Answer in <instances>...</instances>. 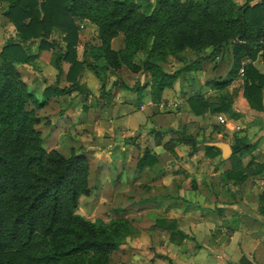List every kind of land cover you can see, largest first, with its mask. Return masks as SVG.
<instances>
[{"label": "trees", "instance_id": "1", "mask_svg": "<svg viewBox=\"0 0 264 264\" xmlns=\"http://www.w3.org/2000/svg\"><path fill=\"white\" fill-rule=\"evenodd\" d=\"M0 1L4 3L1 13L16 31L0 50V264H71L68 260L78 257L84 260L76 264H107L110 252L132 233L131 222L91 219L77 212L79 197L90 190L88 158L72 148L65 156L42 146L43 137L36 127L41 117L36 110L44 102L30 91L17 65L36 59L42 50L51 51L50 63L57 73L43 93L54 95L85 91L79 82L85 68L102 87L105 72L126 67L146 76L143 84L136 85V80L134 85L140 93L149 87V96L158 101L165 88L174 86L181 70H199L202 60H213L229 50L231 72H238L244 56L255 58L256 41L264 36V0ZM83 21L95 25L97 41L85 45L79 57L78 22ZM119 35L123 45L115 49L112 41ZM34 43L35 52L31 49ZM186 49L209 52L176 71L161 66L167 56ZM64 62L69 64L67 85L60 87L55 83ZM243 79L250 108L263 111L264 74L249 62L244 64ZM231 80L229 75L207 81L216 92L211 99L201 93L192 95L190 110L235 116L227 90ZM30 102L33 107H28ZM187 139L195 145L191 137ZM237 152L241 148L234 145L232 159ZM263 171L264 164L257 172ZM232 177L241 182L246 175ZM259 208L263 215L264 208Z\"/></svg>", "mask_w": 264, "mask_h": 264}, {"label": "crops", "instance_id": "2", "mask_svg": "<svg viewBox=\"0 0 264 264\" xmlns=\"http://www.w3.org/2000/svg\"><path fill=\"white\" fill-rule=\"evenodd\" d=\"M3 4L0 1V50L16 33L12 22L1 13ZM31 49L35 52L36 45ZM225 60L228 63L222 70L219 66ZM50 61L51 51L42 50L36 59L17 68L22 74H33L41 90L57 73ZM249 62L264 74V55L256 54L253 59L244 56L240 66ZM232 64L228 50L220 58L204 62L196 77H190L197 80L196 86H189L186 79L181 84L180 76L159 98L178 102L177 107L166 111L148 105L159 101L149 95L146 104L140 101L134 109L117 105L114 97L121 96L122 91L127 94L119 101L130 102L127 88L103 101L111 104L107 119L101 115V99L95 93L63 107L61 104L77 91L54 95L36 110L43 114L48 104H57L53 115L63 117L60 123L70 127V134L82 131L78 139H68L85 146L82 152L89 161V205H96V209L97 205L109 206L107 213L131 222L132 233L114 250L121 260L117 264H264V214L259 212L261 205L264 208L260 196H264V171L257 172L264 164V110L250 108L244 96V79L237 71L231 72ZM209 65L216 66L210 80L232 78L227 90L235 116L224 113L225 122L218 120L217 113L196 114L188 105L196 93H210L205 96L211 99L216 92L211 87L202 89L209 81L205 77ZM68 67L67 62L62 64L60 87L67 85ZM85 73L92 75L83 70L81 84ZM25 81L30 87L32 82ZM136 109L147 111L150 131L137 130ZM41 122L36 127L47 141L49 131L44 133L39 128ZM186 136L194 146L191 140H184ZM234 145L241 153L232 159ZM239 173L246 175L241 182L232 177ZM97 218L108 221L111 217Z\"/></svg>", "mask_w": 264, "mask_h": 264}, {"label": "rangeland", "instance_id": "3", "mask_svg": "<svg viewBox=\"0 0 264 264\" xmlns=\"http://www.w3.org/2000/svg\"><path fill=\"white\" fill-rule=\"evenodd\" d=\"M136 1H138V2H148V1L154 2V0H136ZM241 1L242 0H235L236 3H241ZM78 31H79L80 41H79V45L77 47V50H78L79 56H81L82 52H83V48L85 45H90V44L96 43L97 32H96L95 25L89 21H83L81 23L78 22ZM52 36H55V33H53ZM33 45H35V43ZM122 45H123L122 35H119L118 37L113 39V41H112V47L113 48L118 49V48L122 47ZM208 52H209V50L207 49L204 52L197 54L196 52H194L191 49H186V50L179 52L177 54L167 56L163 61H160V64L166 71H170V72L176 71L178 69H182V67H184L186 64L192 62L198 55H207ZM206 61H208V60L207 59L202 60L199 64V66L200 67L203 66V63ZM209 61H212V60H209ZM227 63H228V61H226V60L223 61V63L220 64L219 68L222 70L225 69ZM203 67H205V65ZM215 67L214 66L211 67V65H209L207 70L205 69V71H206L205 75H207L205 77H207V80L211 79L210 73H211V70L214 69ZM84 71L87 72L89 70L85 68ZM181 71H182V73L180 72L181 73L180 76H183L181 84L186 79V82L189 86H194V85L196 86L197 80L194 78L196 77L195 74L198 70H196L192 73H189V72H186L183 70H181ZM89 72H91V71H89ZM85 74H86V76L84 78L83 85L86 87V90L85 91L73 90V91H77V92L76 93L74 92V95L70 97V101L69 100L64 101L61 104V107H63L64 104L66 105L69 103L78 102L77 100H79V99L83 100L90 93L91 94L95 93V95L99 94L98 97L101 100L98 101L100 104L98 108L100 109L101 115L107 119L109 117V115H108L109 112H111V107H110L111 104L109 103V101H107V102H103V101L107 98H110L113 94H115V92L120 91V90H125L126 88H127V91H129L128 92L129 97H131L129 99L130 102L125 103V102L119 101V99L122 100L123 96L127 94L125 91H122L121 96H118V98L114 97V100L117 102V103L116 102L115 103L117 105H123L124 109H127V108L134 109L133 105L137 104L140 101L144 102V104L147 103V97L149 95V87H146L147 90L144 92H141V93L136 92V91H138L136 89V85H141L145 81L146 76L144 74L139 75L137 73L130 71L126 67H121L120 69L115 70L113 72L108 71V72H105L104 85L102 87H101L100 80L98 79L99 82H97L94 79V77H96V76L92 72H91V74L93 76L92 75L88 76L87 73H85ZM21 76H22V79L24 78L25 80L32 82L30 84V87H29V85H28V87H29L30 91L32 93H34V95L38 101H41V102L44 101V103H45L46 101L50 100V98H52L54 96V94H44L43 93L44 88L41 90L39 89V83L37 82L36 79L34 80L33 74L32 75L26 74V73L22 74V72H21ZM218 76L220 77V72H219ZM190 77H194V78H190ZM205 77H204V79H205ZM61 78H59L57 80V82L55 83L56 85L57 84L60 85L63 83ZM136 80H137V84L134 85V82ZM54 82H55V79L53 80V82L50 81L51 84ZM88 83H89V86L87 87L86 84H88ZM99 84H100V87L98 86V88H96L95 86L99 85ZM40 87H41V85H40ZM206 88H209L208 83H205L202 86L203 90H206ZM111 90H113V92H110ZM109 92H110V94H108ZM67 94L71 95V92H69ZM205 95L210 96L211 94L210 93L206 94V92H204L203 93L204 98L207 97ZM56 105L57 104H54V103L48 104L44 108V110H42V112H41L44 115L40 114V112L37 111V114L38 115L40 114V117H42V121H43V122H41L39 128L42 129L44 131V133H47L49 131L48 136H46L47 141L43 138L42 146L46 150H50L53 148L57 149V150H59V152H61V154L65 155V156L69 155L71 148L75 152L83 153L82 149L85 147L83 145V142H81V141H75L74 142V141L68 139V136L74 137L75 139H78V137L82 135V131H78V133H76V135L72 136L70 134V132L68 131L70 127L65 126L64 123H60L61 121H63V117L60 114L53 115L55 113V111H57ZM28 107H33V103L30 102L28 104ZM62 111H64V108ZM107 111H109V112H107ZM84 112H85V110H84ZM106 112H107V114H106ZM143 112L144 113H142L141 110L136 109L135 124L136 123L140 124L139 129H137V130H143L145 132H148L152 128V123H151L150 119H147V116L145 114V112H147V111H143ZM52 116H53V120H55L54 121L55 124H52V121H51ZM50 124L52 125V128L50 127ZM56 128H58L59 130L57 131ZM255 183L256 182H253V185ZM85 196L86 195H81L79 197V206H78L77 212L80 215H83L84 217L90 216L91 219L97 218V215H103V216L111 217L110 219H114L112 214H109L105 211L106 209L107 210L109 209L108 208L109 206H99L98 207V205H97V209H96V205H94V207H92V205L91 206L89 205V204H91V201H89V199H91V198L89 196H86V197ZM103 203H106V202H103ZM83 260L84 259L82 257H78L75 259H70V260H68V262L71 264H76L77 261H83ZM119 261H121V260H119ZM119 261H118L117 254H115V251L110 252L107 264H117V262H119Z\"/></svg>", "mask_w": 264, "mask_h": 264}, {"label": "built area", "instance_id": "4", "mask_svg": "<svg viewBox=\"0 0 264 264\" xmlns=\"http://www.w3.org/2000/svg\"><path fill=\"white\" fill-rule=\"evenodd\" d=\"M256 43L259 46L258 49V53L259 55H264V36L258 37ZM220 58V57H217ZM238 76L239 77H243L244 76V64H242L238 70ZM148 105H155L156 108H158L159 110H170L173 107H177L178 106V102L176 101H172V100H167V99H163V100H159L158 102H152L149 103ZM217 118L219 121L221 122H225L226 121V116L224 113H217Z\"/></svg>", "mask_w": 264, "mask_h": 264}]
</instances>
